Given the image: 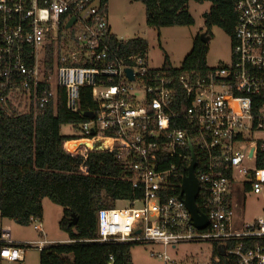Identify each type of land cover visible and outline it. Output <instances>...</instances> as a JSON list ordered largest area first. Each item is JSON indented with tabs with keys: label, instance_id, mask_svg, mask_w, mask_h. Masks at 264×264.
<instances>
[{
	"label": "built area",
	"instance_id": "2783aa9c",
	"mask_svg": "<svg viewBox=\"0 0 264 264\" xmlns=\"http://www.w3.org/2000/svg\"><path fill=\"white\" fill-rule=\"evenodd\" d=\"M234 10L229 62L199 74L153 68L145 53H117L107 1L0 0V114L35 117L62 92L81 118L63 145L82 159L79 173L88 174L90 153L110 154L116 179L135 190L97 211L89 242L161 247L148 251L161 264H264V0H235ZM81 87L92 108L80 107ZM68 142L78 145L69 150ZM192 157L204 228L181 195ZM234 183L261 196V214L244 218L245 195L237 199ZM30 225L41 231L39 220ZM199 243L210 246L208 257L176 260L167 252ZM0 245L1 259L19 263L30 246L13 241L1 222Z\"/></svg>",
	"mask_w": 264,
	"mask_h": 264
},
{
	"label": "trees",
	"instance_id": "16d2710c",
	"mask_svg": "<svg viewBox=\"0 0 264 264\" xmlns=\"http://www.w3.org/2000/svg\"><path fill=\"white\" fill-rule=\"evenodd\" d=\"M107 1V0H103ZM140 1L145 8V23L154 29L165 26H191L194 20L186 9L190 0H131ZM209 1L203 13L204 42L199 34L192 40L190 51L180 66L173 69L167 56L163 68L177 73L207 71L206 55L211 28H220L229 37L236 22L235 0ZM110 44L117 53H145L147 42L142 38L126 41L112 36ZM80 107L92 108L90 91L79 89ZM81 118L65 106L64 95L58 93L55 105L47 104L35 117L31 114H0V219L28 226L31 220H41L42 199L63 208L58 222L69 243H57L39 250V264H132L130 245L89 242L96 236V213L112 206L116 200L131 199L135 190L129 182L116 179L119 168L112 156L90 153L83 162L88 174L79 173V156L64 150L65 141L74 138L60 132L61 125L77 123ZM1 247V245H0Z\"/></svg>",
	"mask_w": 264,
	"mask_h": 264
},
{
	"label": "rangeland",
	"instance_id": "374dc122",
	"mask_svg": "<svg viewBox=\"0 0 264 264\" xmlns=\"http://www.w3.org/2000/svg\"><path fill=\"white\" fill-rule=\"evenodd\" d=\"M211 6L209 1L196 3L192 0L186 5L187 11L194 20L191 26H165L158 30L149 27L145 23V8L140 1L131 0H107L108 24L111 33L121 41L132 38H142L147 42L146 57L149 65L159 68L167 56L172 67L178 68L184 56L190 51L192 40L196 34H204L203 13L207 12ZM212 37L208 41V51L206 55V66L214 67L226 64L230 60V37L220 28H211ZM60 132L63 135L72 136L74 129L71 125H61ZM232 190L240 200L243 192L239 183H234ZM244 218H252L261 214V196L245 193ZM126 203L118 201L117 205L124 206ZM139 206V204H136ZM242 205V204H241ZM42 219L40 220L41 231L34 230L31 225L21 226L9 219L3 220L2 224L9 226L10 235L13 241L30 244L24 250V260L22 263L8 261L0 258V264H39V249L33 243L41 238L50 241L66 240V234L60 230L58 222L62 217L63 208L52 203L48 198L42 199ZM153 248L150 244H134L130 248L132 264H161L157 259L148 255V251ZM208 244H183L178 245L176 250L168 249V254L176 260L194 258L200 260L208 257Z\"/></svg>",
	"mask_w": 264,
	"mask_h": 264
},
{
	"label": "water",
	"instance_id": "95a60500",
	"mask_svg": "<svg viewBox=\"0 0 264 264\" xmlns=\"http://www.w3.org/2000/svg\"><path fill=\"white\" fill-rule=\"evenodd\" d=\"M73 23V19L67 24L66 28H68ZM200 39H202L204 42L208 40L207 37H204V34H199ZM86 117H91L92 114L89 112H86L83 114ZM195 164V159L192 157L190 165L188 167V173L186 176H184L181 184V195L182 200L187 208V210L190 213L191 220L193 224L197 228H204L206 226V219L204 216L199 214V210L197 208V205L195 203L196 195L198 192V184L194 178L193 175V167ZM181 197V196H180ZM220 254H223V250H220Z\"/></svg>",
	"mask_w": 264,
	"mask_h": 264
},
{
	"label": "bare ground",
	"instance_id": "6f19581e",
	"mask_svg": "<svg viewBox=\"0 0 264 264\" xmlns=\"http://www.w3.org/2000/svg\"><path fill=\"white\" fill-rule=\"evenodd\" d=\"M78 145V143H73V142H68L66 144V147L69 149V150H73L75 149V147Z\"/></svg>",
	"mask_w": 264,
	"mask_h": 264
},
{
	"label": "crops",
	"instance_id": "0c3cea01",
	"mask_svg": "<svg viewBox=\"0 0 264 264\" xmlns=\"http://www.w3.org/2000/svg\"><path fill=\"white\" fill-rule=\"evenodd\" d=\"M3 220H6V218H1V219H0L1 225H2L4 228L8 229L9 232H10L9 226H8V225L5 226V225L2 224V221H3ZM7 220H8V219H7ZM10 221H11V220H10ZM66 240H67V239H66ZM60 241H64V240H60Z\"/></svg>",
	"mask_w": 264,
	"mask_h": 264
}]
</instances>
